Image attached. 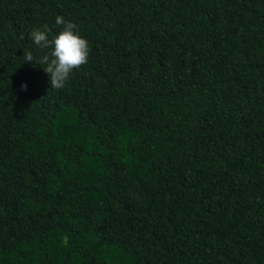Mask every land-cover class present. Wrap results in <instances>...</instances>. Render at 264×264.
<instances>
[{"label": "trees", "instance_id": "16d2710c", "mask_svg": "<svg viewBox=\"0 0 264 264\" xmlns=\"http://www.w3.org/2000/svg\"><path fill=\"white\" fill-rule=\"evenodd\" d=\"M0 264H264V0H0Z\"/></svg>", "mask_w": 264, "mask_h": 264}, {"label": "clouds", "instance_id": "9594fccd", "mask_svg": "<svg viewBox=\"0 0 264 264\" xmlns=\"http://www.w3.org/2000/svg\"><path fill=\"white\" fill-rule=\"evenodd\" d=\"M56 23L64 25V30L52 40L48 39L46 27L43 31L33 29L30 33V39L38 48H50L51 51L40 57H35L31 51H25L23 57L26 63L43 65L41 68L48 74L51 88L60 90L71 73L88 62L90 47L86 39L75 34V24L66 23L61 16L56 17ZM21 90L26 91L27 85L22 84Z\"/></svg>", "mask_w": 264, "mask_h": 264}]
</instances>
